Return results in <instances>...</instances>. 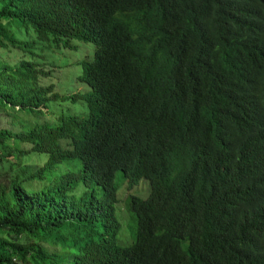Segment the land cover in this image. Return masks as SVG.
I'll list each match as a JSON object with an SVG mask.
<instances>
[{"label": "trees", "instance_id": "obj_1", "mask_svg": "<svg viewBox=\"0 0 264 264\" xmlns=\"http://www.w3.org/2000/svg\"><path fill=\"white\" fill-rule=\"evenodd\" d=\"M2 120L0 264H264V0H0Z\"/></svg>", "mask_w": 264, "mask_h": 264}, {"label": "rangeland", "instance_id": "obj_2", "mask_svg": "<svg viewBox=\"0 0 264 264\" xmlns=\"http://www.w3.org/2000/svg\"><path fill=\"white\" fill-rule=\"evenodd\" d=\"M77 43V50H76V58L78 60L80 58V54L78 53L80 50L81 45L88 46L91 51L94 47L91 43H85V42H79ZM44 48V45L38 44L37 48H35V53L42 59V61H46L48 63L57 65L59 67H63L67 64H69L72 61V58L70 57H59L56 53H53L52 51H48L45 53H42V56L39 54L40 49ZM74 54V53H73ZM72 64H74L72 62ZM70 64V65H72ZM75 65V64H74ZM69 66V65H67ZM80 63L78 65V71L80 70ZM71 69V68H70ZM78 72H71L70 75H74V77H77ZM84 85V84H82ZM86 86V85H84ZM87 87V86H86ZM82 87L76 86L74 83L70 84L67 89L68 92H77L80 91ZM84 89V88H83ZM57 108L59 112L57 111L56 107H51L49 110L44 109L45 115L42 116L41 120H48L49 122L55 121V118H58L60 115H73L77 114L79 116H82V114H85L87 111V107L84 102H77L74 104H71L70 102H61L60 104H57ZM59 113V115H58ZM0 126H4L3 120L0 121ZM12 158V157H10ZM42 160L37 157H32L29 160V165L32 166H40L42 164ZM72 163L75 164V167L73 168L76 172L81 171V163L79 161H73ZM119 173L116 176V182L118 183V190H117V201L115 203V215L116 218L120 224V229L117 234V243L120 246H129L133 243L134 240V231L136 227L135 219L133 218L132 214L127 210L126 207V199L128 195H135L140 198H146L149 194V182L146 179H142L139 181L138 184L134 185L131 189H128L127 182L120 180Z\"/></svg>", "mask_w": 264, "mask_h": 264}]
</instances>
